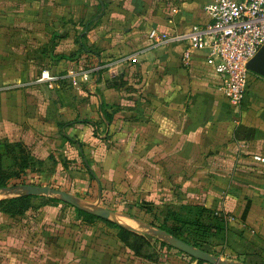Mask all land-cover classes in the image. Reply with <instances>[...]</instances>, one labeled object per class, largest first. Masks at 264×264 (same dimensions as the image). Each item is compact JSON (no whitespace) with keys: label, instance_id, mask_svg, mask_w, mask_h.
I'll return each mask as SVG.
<instances>
[{"label":"crops","instance_id":"obj_1","mask_svg":"<svg viewBox=\"0 0 264 264\" xmlns=\"http://www.w3.org/2000/svg\"><path fill=\"white\" fill-rule=\"evenodd\" d=\"M211 2L0 0L3 168L19 171L15 158L24 149L29 186L69 181L87 192L95 185V203L58 190L77 202L73 209L95 214L105 209L106 183L117 207L113 219L97 215L102 219L92 224L47 216L52 205L40 209L45 215L33 208L15 217L0 213V228L16 236L15 264H211L146 223L143 206L168 205L167 225L178 236L192 239L197 222L208 225L198 236L205 250L187 244L228 262L264 264V164L254 160L264 156V77L249 71L244 101L234 107L205 53L184 61L186 44L175 39L209 21ZM154 30L168 39L156 43ZM9 145L16 155L7 153ZM26 187L1 188L0 201L29 195ZM62 223L77 225L72 238ZM116 226L148 245L136 252Z\"/></svg>","mask_w":264,"mask_h":264},{"label":"built area","instance_id":"obj_2","mask_svg":"<svg viewBox=\"0 0 264 264\" xmlns=\"http://www.w3.org/2000/svg\"><path fill=\"white\" fill-rule=\"evenodd\" d=\"M206 12L208 22L192 25L175 39L186 44L184 61L189 62L198 52L205 53L207 64L222 77L224 97L240 107L247 91L248 63L264 46V0H212ZM150 38L161 43L168 36L154 30ZM83 76L88 78L89 74ZM254 160L264 164L261 154L254 155Z\"/></svg>","mask_w":264,"mask_h":264},{"label":"trees","instance_id":"obj_3","mask_svg":"<svg viewBox=\"0 0 264 264\" xmlns=\"http://www.w3.org/2000/svg\"><path fill=\"white\" fill-rule=\"evenodd\" d=\"M113 113H108L107 114V120L110 122V125L113 122ZM108 137V136H107ZM20 148V146H19ZM7 153L11 156V154H15L16 148L12 145L7 146ZM28 154L24 149H21V153L17 158H15L16 165L19 167V171H11V170H5L3 168V154L0 153V189L1 188H10V189H16V188H23L29 185H33L32 183L29 182L27 178V170L30 166L29 163V158ZM91 181L92 182H98V178L95 174H91ZM94 190V189H93ZM98 190V188H97ZM109 191V189L107 188ZM99 192V190H98ZM39 198V196H20V197H15L7 200H1L0 201V213L7 214L11 217L15 216H20L25 214L27 211L32 209L33 203L32 199ZM108 200L109 196H108ZM146 210V213L150 215L151 218L150 220H147L146 223H148L151 226H154L156 228L162 229L168 233H170L173 236H176L180 239H182L185 242H188L189 244H193L196 247H199L201 249L205 250V243L203 240L199 239V235H203V233L206 231V228L208 225H204L202 223L197 222L195 224V231L197 232V235L193 237L192 239L190 238H182V236H178L176 231L177 228H170L167 225V221L171 215V210H170V205L162 208V209H157L155 207H146L143 206V208ZM156 210V213L155 211ZM76 211L80 215L81 218H83L87 223H95L97 220H100L102 218L98 217L97 215L88 212L84 209L81 208H76ZM218 214V213H216ZM136 217V216H135ZM215 218L223 224V216L215 215ZM210 226V225H209ZM117 233L119 238L127 244L128 247L131 249L135 250L138 252L141 248H143L146 244L148 245L145 240L139 236L137 233L126 229L121 226H116ZM179 229V228H178ZM181 235V234H180ZM191 235V234H190ZM198 238V240H197ZM207 251V250H206Z\"/></svg>","mask_w":264,"mask_h":264},{"label":"rangeland","instance_id":"obj_4","mask_svg":"<svg viewBox=\"0 0 264 264\" xmlns=\"http://www.w3.org/2000/svg\"><path fill=\"white\" fill-rule=\"evenodd\" d=\"M63 180H64V178H63ZM59 181L62 182V179H60ZM45 183L47 184V186L53 188L54 190H63V188L67 189V190H63V191H69L70 192V190H71V193L73 195H75L76 197H78V199H79V197H81V198L85 199V201L92 202V203H95V202L98 201L99 193H98V190H97V186H95V185L93 186L94 190H92L91 188H87V192H86V191H84V189L81 186H78L79 187L78 191L75 190V189H77L76 187H75V189L72 190V186L70 185L71 183L69 181H67L66 184L64 183V185H59V184L56 183V181L52 182V180H46ZM72 185H74V184H72ZM69 188H70V190H69ZM103 190H104L103 191L104 195L102 197L103 198L102 207L105 208V209H109L111 211H115V209H117V207H114V206L110 205V200H108V195H109L108 192L109 191L107 190L106 183H105V186L103 187ZM35 196H39V197H42V198L36 199L34 201V203L32 204L33 205L32 208H33V210H35V211L31 212L32 214L34 212V214L45 215V213L43 214V212L39 213V212H41L40 209L42 207H44V206L51 207V205H52L51 213H47L46 214L47 216L51 215L53 217V216H57L58 214H60V215L64 214L66 216H77V217H80V215L78 214L76 209L72 208V204L68 203V205H67L66 204L67 202L65 200H63L60 195L51 193L49 195H35ZM46 204H49V205H46ZM58 208L63 209V212H60L59 210H57ZM0 219H1V217H0ZM45 226L47 227L48 225H46V223H45ZM50 226H51V229H49V230H52V231L55 232L56 231V227H53L52 225H50ZM62 226L65 227L64 231L67 233V236H68L67 239H69V237L72 238L75 235L74 233L76 231H78V230H75V228H74L77 225L71 224L72 228H69V229H68V227H70L69 223H64V224L62 223ZM23 228L25 230H27L26 225ZM59 230H58V232H59ZM8 232H7L6 229L0 228V251H1L0 252V264H15V259L12 256V253H15L14 250L18 249L17 244L14 241L16 236H13L12 233H10V230H8ZM41 234H42L41 232H38L37 236H36V234L32 235L33 239L36 240L35 241L36 243L39 242V239H37V238H40ZM25 235H27V233ZM24 237L27 238L28 235L24 236ZM197 240H198V238H197ZM25 242H27V241H25ZM3 253H4V255L2 256Z\"/></svg>","mask_w":264,"mask_h":264},{"label":"water","instance_id":"obj_5","mask_svg":"<svg viewBox=\"0 0 264 264\" xmlns=\"http://www.w3.org/2000/svg\"><path fill=\"white\" fill-rule=\"evenodd\" d=\"M248 69L249 71H253L261 76L264 77V46L261 48V50L258 52V54L248 63ZM29 195H49L51 193L60 195L63 200L66 202L78 206L77 202L73 199V197L62 191L53 190L50 187H38V186H27L25 188ZM96 215L105 218V219H113L115 216V213L109 209H103L95 213ZM161 235L169 237L168 234H166L164 231L159 232ZM170 241L172 242V245L191 255L192 257H195L199 260L211 263V264H237L234 261H225L221 257L211 255L201 249H196L193 246L187 244L186 242H183L182 240H179L177 238H170Z\"/></svg>","mask_w":264,"mask_h":264}]
</instances>
